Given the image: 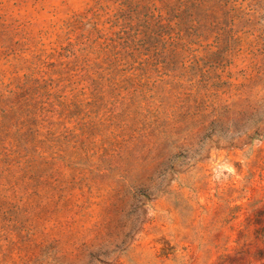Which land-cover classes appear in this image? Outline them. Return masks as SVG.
Instances as JSON below:
<instances>
[{"label": "rangeland", "instance_id": "1", "mask_svg": "<svg viewBox=\"0 0 264 264\" xmlns=\"http://www.w3.org/2000/svg\"><path fill=\"white\" fill-rule=\"evenodd\" d=\"M0 264H264V0H0Z\"/></svg>", "mask_w": 264, "mask_h": 264}]
</instances>
